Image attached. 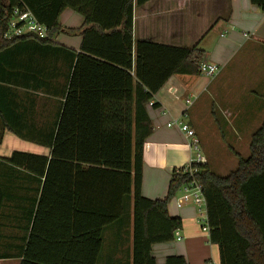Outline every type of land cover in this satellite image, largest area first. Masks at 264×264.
Wrapping results in <instances>:
<instances>
[{
  "label": "crops",
  "instance_id": "obj_1",
  "mask_svg": "<svg viewBox=\"0 0 264 264\" xmlns=\"http://www.w3.org/2000/svg\"><path fill=\"white\" fill-rule=\"evenodd\" d=\"M133 4L134 41L197 45L204 51L203 62L220 68L211 78L172 76L147 105L153 131L142 151L141 195L162 200L173 172L195 156L185 133L168 127L170 122L178 120L194 131L199 146L204 143L200 155L211 170L218 159L203 142L201 132L207 123L221 132L236 166L241 154H249L250 138L264 122V13L250 0H149L140 6L133 0ZM83 23L80 15L75 25H60L63 31L50 44L29 36L0 54V78L5 81L0 82V129L1 118L6 124L0 140V264H22L27 249L33 264H80L92 256L88 251L92 247H83L81 238L68 237L66 221L47 218L35 223L44 179L6 161L15 152L50 158L60 104L82 42L81 36L64 30H78ZM96 65L81 63L77 75L98 74ZM190 96L193 103L186 107ZM175 207L167 205V213L181 219V240L153 245L156 264L172 256L183 257L187 264H219L218 248L200 229L195 206ZM119 224L104 230L95 264H132V221L129 218L111 231Z\"/></svg>",
  "mask_w": 264,
  "mask_h": 264
},
{
  "label": "trees",
  "instance_id": "obj_2",
  "mask_svg": "<svg viewBox=\"0 0 264 264\" xmlns=\"http://www.w3.org/2000/svg\"><path fill=\"white\" fill-rule=\"evenodd\" d=\"M147 1L135 0V5ZM250 3L264 13V0ZM133 7V0H0V54L29 38L4 39L15 9L29 10L46 27L44 44L63 31L58 18L64 9L84 18L80 29L64 30L81 36L82 42L60 104L50 158L15 152L6 160L44 179L35 223L47 218L69 223L68 237L92 247L91 258L80 264H95L104 230L130 218L132 264H156L151 247L174 241L182 226L181 219L168 215L167 205L196 180L206 203L208 240L218 248L219 264H264V122L250 138L249 156L239 157L227 176L216 175L206 163L197 164L192 177L183 170L173 172L164 199L141 195L142 151L153 131L147 105L172 76L199 75L204 51L197 45L134 41ZM85 62L97 64L93 69L99 73L77 75ZM1 123L0 140L3 118ZM29 259L33 257L27 249L22 264H33ZM164 264L187 263L172 256Z\"/></svg>",
  "mask_w": 264,
  "mask_h": 264
},
{
  "label": "built area",
  "instance_id": "obj_3",
  "mask_svg": "<svg viewBox=\"0 0 264 264\" xmlns=\"http://www.w3.org/2000/svg\"><path fill=\"white\" fill-rule=\"evenodd\" d=\"M224 35L225 34H222L221 36ZM24 36H33L40 40L47 39V29L44 25L40 24L36 20L29 10L25 8L15 9L9 21L7 31L4 34V39L10 41ZM219 69L220 68L217 65L202 62L199 67V72L201 75L211 78L219 73ZM191 97L192 96L185 100L186 107H190L192 105L193 101ZM167 126L179 127V129L184 132L186 137L190 140V148H192L194 151H197L196 156L189 160L188 164L181 169L183 170L184 174H189V176L192 177L195 172L192 166L197 164H205L204 158L199 154V141L195 137L194 131L189 129L186 124L178 120L170 122L167 124ZM174 198L177 208H181L188 204L195 206L197 208V218L199 219L200 229L202 232H208L206 203L199 183L196 180H192L187 185H184ZM174 240H181L179 231L174 233Z\"/></svg>",
  "mask_w": 264,
  "mask_h": 264
},
{
  "label": "rangeland",
  "instance_id": "obj_4",
  "mask_svg": "<svg viewBox=\"0 0 264 264\" xmlns=\"http://www.w3.org/2000/svg\"><path fill=\"white\" fill-rule=\"evenodd\" d=\"M79 18H80V15H78L77 12H72V11L66 10L59 16L58 24L62 25L63 27H65V26L68 27L69 25L72 26V25H75L79 21ZM56 35H57V33H56ZM216 112L220 113L218 106H216ZM221 116L222 115L220 113L218 115V117L221 118ZM201 133L203 135V142L207 141V143L212 147V151L216 154L217 159H218V162L216 161V163L213 164L212 170L217 175H219L221 177H225L230 172L234 171L236 168V163H237L236 158L229 153L228 147H226L225 142L221 141L223 138H222V134L218 130V128L216 126H215V128H212V125L210 123H207V125H205V130H203ZM223 133H224L223 135L226 136V132H223ZM203 145H204V143H203ZM203 145H201V147L200 146L198 147L199 154L201 152V155L204 154V146ZM231 147H234V146L231 145ZM233 149H236V148L234 147ZM234 151L238 152L239 154L242 153V151L239 149L234 150ZM194 152H195V156H196L197 151H194ZM241 155H242L243 159H246L248 157L247 155H249V154L246 153V154H241ZM174 197L169 201L168 205L172 204L175 207L176 205H175V198ZM188 205H191V204H188ZM188 205H185L183 207H186ZM195 209H197V208L195 207ZM197 217L198 216H196V221L199 224V219ZM126 220H127V214L123 220L124 223L126 222ZM199 226H200V224H199ZM119 227H120V224L117 225L116 227H113V229H111V231L116 229V228H119ZM111 231H109V232H111ZM106 234H109V233H106ZM203 234H205V233H203Z\"/></svg>",
  "mask_w": 264,
  "mask_h": 264
}]
</instances>
